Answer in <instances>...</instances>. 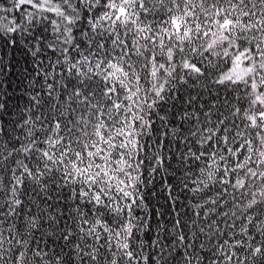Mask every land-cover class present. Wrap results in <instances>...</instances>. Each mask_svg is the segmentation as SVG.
<instances>
[{
	"label": "snow or ice",
	"instance_id": "snow-or-ice-1",
	"mask_svg": "<svg viewBox=\"0 0 264 264\" xmlns=\"http://www.w3.org/2000/svg\"><path fill=\"white\" fill-rule=\"evenodd\" d=\"M0 264H264V0H0Z\"/></svg>",
	"mask_w": 264,
	"mask_h": 264
}]
</instances>
